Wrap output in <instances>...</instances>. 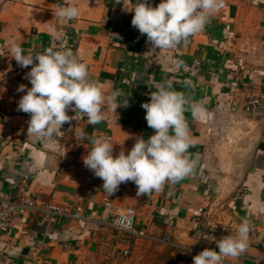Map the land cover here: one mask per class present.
I'll use <instances>...</instances> for the list:
<instances>
[{"label": "crops", "instance_id": "0c3cea01", "mask_svg": "<svg viewBox=\"0 0 264 264\" xmlns=\"http://www.w3.org/2000/svg\"><path fill=\"white\" fill-rule=\"evenodd\" d=\"M62 2L76 5L79 16L59 20L55 12ZM135 2L124 0L125 10L116 0H0V194L29 196L86 218L35 211L16 217L8 231L0 230V264H101L124 248L103 221L127 207L136 211L137 229L189 250L218 251L215 240L235 235L247 219L248 248L225 264H264V124L245 112L248 99L264 89V0H225L202 31L170 50L151 49L132 26L134 12L127 10ZM160 2L149 0L154 7ZM12 39L25 53L71 49L105 95L119 91L120 105L127 98L128 106L115 112L105 103L104 119L95 125L69 110L75 119L55 141L28 135L30 116L18 110L25 93L17 88L31 87L25 78L30 67L11 57L6 45ZM195 60L202 64L196 78L173 70L174 61L185 66ZM164 80L205 109L198 117L184 113L198 167L149 196L136 195L133 182L109 195L83 164L92 145L79 133L109 138L114 156L127 154L136 137L154 134L141 105Z\"/></svg>", "mask_w": 264, "mask_h": 264}, {"label": "clouds", "instance_id": "9594fccd", "mask_svg": "<svg viewBox=\"0 0 264 264\" xmlns=\"http://www.w3.org/2000/svg\"><path fill=\"white\" fill-rule=\"evenodd\" d=\"M116 3H122L125 9L124 0ZM224 6L225 0H161L155 7L149 0H136L127 11L134 12L131 24L146 36L151 49L170 50L202 31ZM79 14L74 4H57L55 15L61 21H70ZM6 46L20 67H30L25 78L31 87L21 84L17 88L18 92L25 93L18 102V110L30 116L28 135L55 141L63 125L71 124L76 114L86 116L95 125L104 119L105 103L115 112L119 107L128 106L127 98L120 105L119 91L106 96L102 85L91 79L87 64L67 47H48L33 54L25 53L14 39ZM182 67V62H173V70ZM149 95V102L142 103L141 107L154 134L147 139L136 137L127 154L121 150L114 156V143L109 138L90 137L82 130L79 133L81 141L88 140L92 145L82 158L83 164L103 181L102 187L109 195L122 183L133 182L136 195L149 196L162 191L166 183L174 184L193 175L198 167V157L193 158L189 152L196 141L184 113L190 111L193 117H198L205 111L203 106L177 91L172 80L156 84L155 91ZM69 110L75 116H69ZM251 230L250 222L242 220L235 235L215 240L218 251L206 248L193 256L192 264H225L228 257L238 258L248 248Z\"/></svg>", "mask_w": 264, "mask_h": 264}, {"label": "built area", "instance_id": "2783aa9c", "mask_svg": "<svg viewBox=\"0 0 264 264\" xmlns=\"http://www.w3.org/2000/svg\"><path fill=\"white\" fill-rule=\"evenodd\" d=\"M201 65L199 60H195L192 64L183 66L180 73L184 76L196 78ZM245 112L264 124V89L258 95L251 96L248 99L245 105ZM31 211L38 212L49 218L70 216L80 222L86 220L79 211L70 214L60 205L51 203L39 205L34 198L29 196L12 200L0 194V230L2 232L8 231L16 217L24 216ZM200 212H203L202 209H200ZM103 224L112 227L120 235V243L124 247L122 253L125 255L129 254L132 239L146 236V232L137 229L136 211L131 207L123 209L115 219H105Z\"/></svg>", "mask_w": 264, "mask_h": 264}, {"label": "rangeland", "instance_id": "374dc122", "mask_svg": "<svg viewBox=\"0 0 264 264\" xmlns=\"http://www.w3.org/2000/svg\"><path fill=\"white\" fill-rule=\"evenodd\" d=\"M199 250H189L171 244L161 236L146 234L131 241L129 254L117 250L101 264H192Z\"/></svg>", "mask_w": 264, "mask_h": 264}]
</instances>
